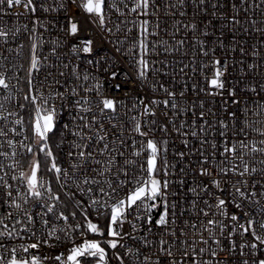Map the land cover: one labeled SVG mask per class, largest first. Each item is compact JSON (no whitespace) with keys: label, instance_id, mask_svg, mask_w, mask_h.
<instances>
[{"label":"snow or ice","instance_id":"obj_1","mask_svg":"<svg viewBox=\"0 0 264 264\" xmlns=\"http://www.w3.org/2000/svg\"><path fill=\"white\" fill-rule=\"evenodd\" d=\"M70 3L86 13V18L100 31L107 32L110 41L112 33L119 32L123 25L132 23L128 19L130 16L142 18L139 25L141 37L146 38L148 35L159 37L162 31L157 23L149 32L150 19H143L155 15L159 20L160 7L157 0H131V5L129 0H111V3H108V0H81L79 4L77 0H70ZM188 5L189 0H175V2L167 0L163 7L166 16H175L179 12V15L184 17L186 12L182 9ZM191 6L195 9L194 16L202 18L204 27L200 28L195 20L184 25L176 21V31L183 28L196 34L193 36L196 51L201 57L208 59L213 67L212 78L207 80V84L215 91L210 92L209 95L214 97L219 95L222 98L221 107L227 110L225 113L227 119L218 117L211 108L205 111L204 102L201 101L198 113L200 123L198 124L197 119L194 118L188 125L187 133L183 131L185 121H181L178 128L175 127L174 121L167 119L161 124L162 132H167L168 124L172 123L174 130L181 137L190 134L199 138L200 147L196 150L199 167L195 176L210 177L207 183L201 180L194 187L186 186L183 178L174 181L185 191L179 192V199L169 201V165L165 161L163 166L165 178L161 181L157 178L159 172L157 156L160 145L150 137V131L144 129L150 130L155 124L154 120L146 118L154 117L156 115L154 108L161 104L165 109H170L173 116L182 115L186 109L176 102V98L177 95L183 97L184 92L177 93L175 90H170L162 82L158 85L153 84V90L163 91L165 98L163 100L153 98L150 103H144L143 98L140 97L141 116L145 119L132 117L133 127L125 138L122 125L113 123L110 128L105 126L106 115L110 120L115 119L119 101L104 95L100 81L90 71L85 70L81 73L79 67L71 61L49 65L50 70L46 79L51 78V83L46 95L33 82L34 70H40L42 59L45 62L49 59L46 56L41 57L37 51L38 47L45 43L42 34L37 35L38 28H44L45 31L48 28L45 21L36 13L65 10L66 6L57 0H53L52 4L47 0H0V13L17 8L33 17L31 29L27 26L24 29L30 32L31 42L27 68L24 64L11 63L12 54L15 53V58L19 59L24 48L23 43L16 44L15 48L9 44V37L11 36L14 41L20 29L12 31L0 26V39L3 40V45L7 46L5 48L7 55L0 53V90L3 91L0 95V173H2L0 207L5 209L0 213V241H31L16 246L0 242V250H2L0 264H44L46 260H52L54 264H93V262L107 264L106 249L101 246L102 243L113 250V258L118 264H125L126 260L130 264H232L233 258L238 259V264H264V139L257 142L248 138L249 130L264 137V126L255 127L257 124L264 125V121L249 118L264 117V98L260 97V93L264 92V84H260L259 88L252 84L240 90L244 93H254L259 103L254 102L251 97L241 99L237 89L230 86L226 80L229 68L227 58L216 57L217 44L220 48H225L221 37L225 35L226 29L232 35L229 48L226 49L227 54L230 55L238 48L241 57L258 59L257 63H248L246 68L242 59L240 61L242 73L264 67V35L260 44L251 50L246 49L243 43L235 42L237 28L242 26L241 13L244 14V20L255 24V20L249 17L247 12L249 9L258 8L261 10L260 14L264 16V0L259 2L258 0L251 2L192 0ZM106 8L110 13L114 11L117 16L114 25L110 15L108 19L105 18ZM65 20L62 31L68 39L63 41L62 38H58L53 41L54 46L50 49V54L56 56L61 47L68 48L70 45V54L78 60L94 55L96 49L93 47V39L79 36L81 31L79 21L67 16ZM216 21H220L219 28L216 27ZM209 29L212 31L210 32ZM241 30L245 35L248 34V28L241 27ZM254 30L264 34V29ZM217 31L220 32V36L210 44L209 37L214 36ZM171 36L175 39V33ZM77 40L79 43L75 42ZM184 43L183 39L175 40V44L181 47ZM139 47L142 54L136 60L139 65L138 79L144 81L146 72L150 70L146 59L149 45L142 39ZM150 49L160 54L172 53L175 50L167 40L163 39H157ZM116 50L120 51L119 48ZM101 60L107 61L108 58L100 57L97 61L88 59L87 63L103 67ZM159 64L158 74L166 76L168 67L166 60H160ZM154 66L155 62L152 67ZM203 67L202 64L201 68ZM66 69H70L75 84H68L67 80L62 83L59 79L65 77ZM13 70L17 75L9 76L8 73ZM21 70L26 73V90L18 88L21 82L18 73ZM111 75L116 77L118 72L113 71ZM12 79L16 80V85L10 83ZM92 81H96L95 84H92ZM119 87L120 85L117 84L116 88ZM197 87V84L192 85L193 92L197 91ZM61 88L64 90L60 91ZM13 89L17 92L24 91L23 99L33 109L27 125L21 115L26 105L19 103L18 96L14 97ZM93 92L96 97L95 103L91 99ZM69 93L72 97L78 98L72 101L74 111L71 113L70 134L73 139L69 142L67 152L68 166L64 167L57 163L50 134L56 127V101L60 100V107L63 108ZM13 99L17 101L16 106L9 108ZM229 105L238 109L243 105L241 114L244 120L239 133L236 130L237 113L230 110ZM167 115L168 113L165 112L166 117ZM68 128L69 125L65 124L64 129ZM238 134H242L244 138L236 140ZM134 137H139L141 143L137 144ZM63 139H66V136ZM160 143L166 145L167 141ZM182 143L188 148L187 139H183ZM206 145L212 150L210 154H205ZM90 148L92 150H89ZM257 154L259 158L254 159ZM176 155L181 160L186 157L182 150ZM41 156L44 157L49 176L47 180L39 174ZM138 159L141 163L137 174L135 165ZM191 166L189 161L186 167L180 168V172L186 173L187 168ZM171 167L175 168L176 165ZM256 177L259 179L257 180ZM53 183L56 188L53 187ZM127 185L131 187L123 197L117 198L116 194ZM188 193H192L195 197L191 202L187 200ZM171 195L177 197L178 193L172 192ZM198 201L203 202V207L197 208ZM182 204L188 205V209L182 207ZM158 206L162 210L154 219L152 211ZM230 206L235 210L229 212ZM89 209L96 213L97 219L104 217L103 227L90 219ZM178 210L179 216H183L186 210L196 213L195 218L189 216L184 221V226L179 229V235L174 227L178 221ZM78 214L83 218L84 223L70 224L69 218L75 220ZM130 215L132 219L128 218ZM125 223L131 226V232L123 231ZM153 224L163 232L158 240L155 237L149 239ZM170 224L173 227H169ZM37 228L46 230L47 239L38 235ZM141 230L144 232L143 236H139ZM78 231L84 238L79 243H73L66 255L64 252L52 257L39 254L41 244L54 246L55 242L61 239V234L65 239H74ZM105 232L108 237L106 240L87 238L88 233L103 237ZM125 238L132 240L133 245L138 242L143 248L149 250L155 248V252L149 251L148 254H144L140 247L123 243ZM120 248L124 249L123 254L118 251Z\"/></svg>","mask_w":264,"mask_h":264},{"label":"built area","instance_id":"obj_2","mask_svg":"<svg viewBox=\"0 0 264 264\" xmlns=\"http://www.w3.org/2000/svg\"><path fill=\"white\" fill-rule=\"evenodd\" d=\"M49 4L53 3V0H47ZM57 2H62L66 8L65 10H58L56 12H48L44 13L41 11H38L36 13L37 16H39L42 20L45 21L47 24L48 30L45 31L44 28H38L37 35L42 34V38L44 40V44L41 47H38L37 51L41 55V57H48V61L45 62L43 59L41 60V67L40 70H34L33 72V82L36 85L38 89H41V91L46 95L49 92V84L51 83V78L46 79L47 74L49 72V65L52 64H61V63H68L71 61L72 64H75L79 67V70L81 73H84L85 70L90 71L93 76L97 77V79L100 81V84L102 85V92L105 96L114 97L119 101V106L115 113V119L110 120L109 116L104 117V124L106 127L111 126L113 123H117L123 126L124 132H125V138H127V133L129 130L133 127V121L132 117H136L137 119L143 120L144 117L141 116V109L142 104L140 101V97L143 98L144 103H150V101L153 98L163 100L165 98V93L160 90H153V84H159L164 83L166 87H168L170 90H175L177 93L180 91L184 92V96L180 97L177 95L176 102L184 107L186 110L185 112L181 114H177L176 116H173L170 109H165L163 104L157 106L154 108L156 115L154 117H147L148 120H154L155 124L151 126V129L145 128V131H150V137L154 138L158 144L160 145V151L157 156V166L159 168V172L157 173V178L161 181L164 180V170L163 166L165 161H167L169 168H168V180L170 184V188L168 190L169 195L168 199L169 201H173L176 199H179V192L185 191L184 188H181V186L178 183H174V181H178L181 178L185 179L186 186H195L196 184L200 183L201 180H203L205 183L208 182L210 177H199L197 178L195 176V173L199 167V164L197 163V160L199 159L197 155V149L200 147L199 138L192 137L190 134L187 137H181L173 128V124L169 123L167 126V132H162L160 130V126L162 123H164L167 120L174 121L175 127H180V122L185 121V127L183 129L184 132H188V125H190L194 118L197 119V123L199 124L200 121L198 119V113L200 111V104L201 101L204 102V110L207 111L209 108L212 109V111L221 118H226L225 113L226 109L222 108L221 105L223 103L222 98L219 95H216L215 97L212 95H209L210 92L215 91L212 89L208 84L207 80H210L213 75V67L208 59H205L200 56L198 51H196V46L193 41V36L196 35L191 30H184L181 28L180 31H176V21H180L181 25L191 23L193 20H195L200 28L204 27L203 20L200 16H194V7H192V0H189V5L186 6L183 11L186 12V15L184 17H181L179 15V12L175 16H166L165 15V9L163 7L164 3L167 2V0H157V3L160 7L159 20H157V17L155 15L151 17H143V19H150V23L148 25L149 32H151L154 28V26L159 23L162 31L160 33L159 37H153L151 35H148L146 38L140 36V29L139 25L141 22V17H128L130 21H132L131 24L123 25L121 28V31L112 33L111 41L109 40V35L105 31H100L98 27L93 25L86 17L87 14L83 13V11L78 8L76 5H73L70 3V0H57ZM81 0H77V4H79ZM172 2H175V0H172ZM230 2V0H229ZM251 2V0H249ZM259 2V0H258ZM108 3H111V0H108ZM129 4L131 5V0H129ZM151 12V9H150ZM261 10L258 8H252L249 9L247 12V15L249 17H252L255 20V24H250L248 21L244 20V14L241 13V19H242V26H238L236 31V43H243L246 49L251 50L256 45L260 44L262 34L260 31H255V28L264 29V16L260 14ZM109 15L111 16L112 25H114L117 21V16L114 11L111 13L106 8L105 11V18L108 19ZM73 17L74 19L79 21V27L81 29L79 36L81 38L84 37H90L93 39L94 44L93 47L96 49L95 54L90 57H85L83 59H77L75 56H72L69 52V48L61 47L56 56H52L50 54V49L54 46L53 41L57 40L58 38H62L63 41H67L68 37L65 36L64 32L62 31V26L65 25L66 20L65 17ZM32 19L33 17L29 14L23 13L22 9L13 8L11 11L0 13V26L6 27L9 30L15 31L16 29H20L17 38L13 41L12 37H9V44L15 48L16 44L23 43L24 48L21 50V55L19 59L15 58V53L12 54L11 63L13 64H24L25 68H27V59H28V53L30 48V40H29V31H25V26L28 27V29H31L32 27ZM120 19H124L123 17H120ZM216 27H220V21H216ZM241 27L248 28V34L245 35L244 32L241 30ZM131 28V31H128L127 29ZM211 32L212 29H209ZM225 35L221 37L225 44V48H220L217 44V50H216V57L217 58H227V62L229 65L228 72L226 74V80L230 84V86H233L237 89L238 94L241 96V99H247L248 97H251L252 100L256 103H259V99L256 97L254 93H244L241 92V89H244L246 86L255 84L259 88L260 84H264V67H260L258 69L252 70V71H244L242 73V67L240 64V61L243 59L244 61V68H246L248 63H257L258 59L255 58H247V57H241L239 53V49L237 48L235 51H233L230 55L226 53V49L229 48V42L232 40V35L227 32V30H224ZM175 33V39H172L171 34ZM220 36V32L217 31L214 36L209 37V43L212 44L213 41H215L216 37ZM144 39L145 43L149 45V52L146 56V59L149 62L150 70L146 72V79L144 81H141L138 79V70L139 65L136 63V60L140 58L142 54V50L139 47L140 40ZM157 39H163L167 40L169 44H171L174 47V51L172 53H166V54H160L159 52H153L150 49V46L154 43H156ZM183 39L185 41L183 47L180 45L175 44V40ZM122 41V42H121ZM76 43H79V40L75 41ZM7 46L3 45V40L0 39V53H3L7 55L5 48ZM119 48L120 51H117L116 49ZM100 57H107V61L101 60L100 63L103 65V67H97L93 64H88L87 60L91 59L93 61H97ZM166 60L167 62V75L162 76L158 74L157 69L160 67V60ZM235 61V62H234ZM153 62H155V66L152 67ZM204 65L203 69L201 68V65ZM181 69H183V72H181ZM65 71V77L59 78L61 79V82L63 83L65 80H67L68 84H75L76 81L74 77L71 75L70 69H66ZM116 71L118 72V75L116 77H112L111 72ZM9 76H16L17 73L13 70L8 73ZM19 77L21 78V82L18 85V88L25 89L26 90V84H25V78L26 73L24 70H21L18 73ZM55 75V73H53ZM243 76V78H242ZM96 81H92V84H95ZM12 85H16V80L12 79L10 81ZM119 84V89L116 88V85ZM197 84V91L193 92L192 85ZM53 90H55V85L52 86ZM200 89H203L201 91ZM64 89L61 88L60 91H63ZM3 94V91L0 90V95ZM81 90V95H82ZM13 95L19 97V103H25V108L21 112V115L23 116L24 122L27 125L30 121L31 114L33 109L26 101H24V91L17 92L15 89H13ZM260 97L264 98V92L260 93ZM78 97H72L69 93V97L66 101H64V107L61 108L60 104L61 101L57 100V119H56V127L54 129V132L50 134L52 135H58L59 142H58V154H57V163L63 165L64 167L68 166V159H67V152L69 151V142L72 141L73 137L71 136V130H72V120H71V113L74 111V107L72 106L73 99H76ZM91 99L93 103H95L96 97L95 93L93 92L91 94ZM16 99H13L11 103L9 104V108H13L16 106ZM193 106L195 108L193 109ZM243 108V105L240 106V108H236L232 105H229V109L237 113V122H236V130L239 133V129L243 127L242 121L244 120V116L241 114V109ZM165 112L168 113L167 117L165 116ZM253 120H261L264 121V117H249ZM211 119V117H209ZM229 123H232L229 121ZM68 124L69 128L67 130L64 129V125ZM264 125L257 124L255 127H261ZM117 135H119V129L116 130ZM66 136V139H63V137ZM229 136L231 137V133H229ZM137 140V144L141 143V140L139 137H134ZM242 134H238L235 139L241 140L243 139ZM248 138L250 140H256L259 142L261 139H264V137H261L257 133H253L249 130V136ZM183 139H187L188 141V148L184 147V144L182 143ZM219 140V137H217ZM162 141H167L166 145L163 143H160ZM131 141L129 140V144ZM95 147V142L93 141V148ZM6 150V149H5ZM89 150H92L90 148ZM184 151L186 154L185 159L181 160L177 157L176 153L178 151ZM205 154L211 153L210 146H205L204 148ZM259 154H257L254 159H258ZM146 162V157L143 158ZM191 161L192 166L190 168H187L186 173L180 172V168L186 167L187 164ZM121 163L123 161L121 160ZM141 160L138 159L137 163L135 165V169L137 170L140 167ZM172 165H176L175 168L171 167ZM207 166V165H206ZM25 169H27V163H25ZM130 173L132 172V169H129ZM40 175L44 176V179L47 180L49 178L48 173L46 170H40ZM2 175V173H0ZM131 178V177H130ZM234 179V178H233ZM258 180L259 177H256ZM53 187L56 188L55 183H53ZM131 187V185L124 186L121 191H119L116 195L117 198L123 197L125 192L128 190V188ZM230 188V184H229ZM215 191V190H213ZM172 192H177V197H173L171 195ZM203 195V194H201ZM227 195V193H225ZM207 198V197H205ZM193 199H195L194 195L192 193L187 194V200L191 202ZM182 207H185L188 209V205H181ZM203 207V202L198 201L197 202V208ZM39 211V209H36ZM162 208L158 206V208L153 209L152 215L155 219L158 215V212L161 211ZM235 209L231 206L229 207L228 211L232 212ZM5 209L3 207H0V213H3ZM69 211H71V206L69 205ZM90 219L93 222H97L100 224L101 227L104 225V217L101 216L99 219H97L96 213L93 212L91 209H89ZM178 214V221L177 224L174 226L177 229V235H179V229L184 226V221L188 219L189 216H192L195 218L196 213L192 210H186L183 216H179V210L177 212ZM133 215H135V212H133ZM129 219H132V216L130 215L128 217ZM70 224L75 223H81L83 224V218L77 215L75 220H72L71 217L69 218ZM169 227H173V225H169ZM46 230H42L37 228V233L40 236H43L45 239H47V236L45 235ZM124 232H131V226L127 223L123 226ZM163 234L162 230H158L155 225H152V233L149 235V239H153L155 237L157 240L160 238V236ZM144 232L141 230L139 232V236H143ZM84 237L81 236L80 232H76L74 235V239H65L63 234H61V239L58 242H55L54 246H47L41 244L39 248V254L44 257H52L55 256L61 252H64L65 255L67 253V250L71 248L73 243H79L82 241ZM88 239H97V240H106L108 239L106 232L103 237L96 236L95 234L88 233L87 234ZM182 238V237H181ZM189 239H191V236L189 235ZM0 242H6L9 246H16L20 243H28L31 242L30 240L26 241H20V240H4ZM123 243L128 244L129 246H136L140 247L144 254H148L149 251L155 252V248H152L151 250L147 248H143L141 244L138 242L133 245V241L125 238ZM104 247L106 249V259L108 264H118V262L113 258V250L107 248L106 244H104ZM118 251L123 254L124 249L120 248ZM0 253H2V250H0ZM221 259L223 257L221 256ZM44 264H54L52 260H46ZM125 264H130L129 261H125ZM232 264H238V259L233 258Z\"/></svg>","mask_w":264,"mask_h":264},{"label":"trees","instance_id":"obj_3","mask_svg":"<svg viewBox=\"0 0 264 264\" xmlns=\"http://www.w3.org/2000/svg\"><path fill=\"white\" fill-rule=\"evenodd\" d=\"M50 142H51V146H52L53 152L57 156L58 151H59V149H58V142H59L58 135L54 134V135L50 136ZM40 160H41V169L40 170H46V165L44 163V157L41 156Z\"/></svg>","mask_w":264,"mask_h":264},{"label":"rangeland","instance_id":"obj_4","mask_svg":"<svg viewBox=\"0 0 264 264\" xmlns=\"http://www.w3.org/2000/svg\"><path fill=\"white\" fill-rule=\"evenodd\" d=\"M101 246L104 247L103 243L101 244ZM93 264H94V262H93Z\"/></svg>","mask_w":264,"mask_h":264}]
</instances>
